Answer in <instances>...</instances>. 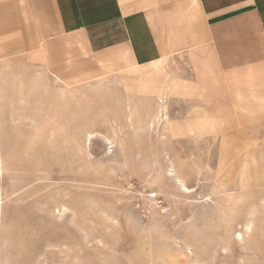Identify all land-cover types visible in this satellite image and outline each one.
<instances>
[{"label":"rangeland","instance_id":"1","mask_svg":"<svg viewBox=\"0 0 264 264\" xmlns=\"http://www.w3.org/2000/svg\"><path fill=\"white\" fill-rule=\"evenodd\" d=\"M158 68L71 87L0 58V264H264V128Z\"/></svg>","mask_w":264,"mask_h":264},{"label":"crops","instance_id":"2","mask_svg":"<svg viewBox=\"0 0 264 264\" xmlns=\"http://www.w3.org/2000/svg\"><path fill=\"white\" fill-rule=\"evenodd\" d=\"M179 57L202 114L264 128V0H0V58L64 86Z\"/></svg>","mask_w":264,"mask_h":264},{"label":"bare ground","instance_id":"3","mask_svg":"<svg viewBox=\"0 0 264 264\" xmlns=\"http://www.w3.org/2000/svg\"><path fill=\"white\" fill-rule=\"evenodd\" d=\"M163 102V101H162ZM164 104H162V103H160L158 106H157V109H155L156 110V115H155V117H158L160 114H162L161 112L163 111V109H164V106H163ZM166 110V109H165ZM163 113H164V111H163ZM165 114V113H164ZM163 114V115H164ZM165 118V117H164ZM163 119V118H162ZM159 120V119H158ZM157 120V121H158ZM156 121V120H155ZM167 121V120H166ZM166 121H165V123H166ZM90 138V137H89ZM253 229V228H252ZM250 230H251V227H250V225H247L246 227H245V231H248V232H250ZM246 233V232H245ZM239 238L241 239L242 237H241V235L239 234ZM245 239V238H244ZM241 243H242V241H241ZM180 264V263H179Z\"/></svg>","mask_w":264,"mask_h":264}]
</instances>
